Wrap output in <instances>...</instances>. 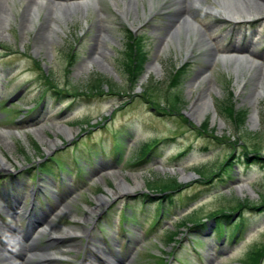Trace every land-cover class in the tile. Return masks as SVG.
Segmentation results:
<instances>
[{
  "label": "rangeland",
  "instance_id": "rangeland-1",
  "mask_svg": "<svg viewBox=\"0 0 264 264\" xmlns=\"http://www.w3.org/2000/svg\"><path fill=\"white\" fill-rule=\"evenodd\" d=\"M52 1L69 7L55 11ZM82 1L37 0L28 17L33 0H0V154L10 163L0 170V240L2 229L18 231L22 239L13 241L46 252L53 264H264V205L256 209L264 204V163L238 165L252 148L264 160V93L253 99L264 60L251 68L240 62L235 72V60L217 52L235 45L246 51L244 62L264 57V19L253 10L226 22L216 0H200L191 13L201 32L189 37L206 33L217 52L209 60L205 46L184 50V33L158 49L157 29L174 14L173 0ZM131 36L146 55L134 85ZM101 79L100 92H91ZM202 96L211 106L198 121L189 112ZM229 101L247 114L241 128L224 111ZM153 141L154 151L135 164ZM231 155L227 178L220 167ZM195 172L217 175L204 181ZM121 179L131 190L118 189ZM173 180L176 191L155 190ZM12 196H22L14 208ZM221 213L230 220L216 231ZM194 220L204 225L195 228ZM250 253L260 259L252 263Z\"/></svg>",
  "mask_w": 264,
  "mask_h": 264
},
{
  "label": "bare ground",
  "instance_id": "bare-ground-1",
  "mask_svg": "<svg viewBox=\"0 0 264 264\" xmlns=\"http://www.w3.org/2000/svg\"><path fill=\"white\" fill-rule=\"evenodd\" d=\"M4 1L7 2V0H4ZM33 1L34 2L32 3V5L30 3L26 5L25 10L26 11L28 10V13H27L28 17L29 15L31 17L35 14L34 12L35 5L38 2L37 0H33ZM216 2H217V5L219 6V9L223 13V16H225L229 21H235L236 19L241 18V17H250L251 15H253L252 14L253 10H255L254 12H256L255 13L256 15H260V18L257 20L264 19V0H216ZM52 3H53L52 6L55 8V11L63 7L65 8L69 7V6H63L62 4L58 2L52 1ZM72 4L75 6H81V5L84 6L86 3L85 1H82V0H74V3ZM173 4L176 5L174 14L169 15L168 21L164 25H161L162 27L161 29H157L158 31L162 30V36L160 35L159 37V42H160V45L158 47L159 50H163L164 48H166L168 46V43L173 40H176L179 43V36L180 34L184 33L186 38H185V42L183 46H184V50L187 53H189V51L193 49V47L200 46V45L205 46L206 51H207V58L209 60H211L212 58H215L217 56V52L222 54L221 58L224 62L229 61L231 59L235 60V62L237 63L235 64V72H238V68L242 66V64L241 65L238 64L240 62L247 63L244 65L251 68L254 62L256 61V59L264 60V57L261 55L258 57L252 55L250 59L249 58L245 59L247 62H244V57L242 54L245 53V50L235 45H232L230 48L219 49L215 53V50L210 46L208 37L204 31H202L201 35L198 38H194L191 42L190 37H189L190 32L191 31L201 32L199 25L194 20L195 16L191 13L192 8H195L200 5V0H173ZM130 6H131L130 4L125 3L123 10L121 11L126 17L129 16L131 13ZM27 7H29V9H27ZM210 9L215 10L213 8H210ZM135 12L136 10H134V14L131 15L133 20L137 18ZM53 15L55 19H60V18L65 17L64 14L62 13L56 14L54 12ZM52 25L54 26V28H58L56 23L53 21H52ZM262 71L264 73V65H262ZM147 73H149L148 70H147ZM263 73H261L260 75L258 74L256 91H255V94L253 95L254 97L253 99L255 102H257V99L259 98V96L264 93ZM210 106H211V100L206 96H202L195 100L189 113L193 118L200 121L205 118L206 114L210 110ZM214 119H215V116L213 115V120ZM9 166H10V163L8 162V160L2 154H0V170H4L6 167H9ZM139 184L140 183L138 181H135L136 187L139 186ZM119 186L122 187V188L121 187L118 188L120 191L124 192L127 189L131 190L130 185L126 181H124V179H121ZM123 187L125 189H123ZM238 189L240 190V188ZM109 192L111 194L114 193L111 190ZM12 197L14 198V196ZM103 200L105 201L104 197L100 199V201H103ZM13 202L14 203H13L12 208L17 207V205H19L22 202V196H16L13 199ZM2 208L3 209L8 208L10 210L12 209L6 205H4V207ZM40 219L42 220V218ZM9 231L3 230V234L5 235L7 239H9V237L12 239V237L14 238L17 235H18L19 240L22 239L18 231H14L13 229H10ZM66 236L70 237V233L67 232ZM21 242L22 241H20V243L14 241V243L17 244V248L19 247V249L16 248L15 250H12L15 248V245L12 246L13 248L11 247L9 249H7V247L0 248V264H31L30 260L32 257H36L38 259L37 262H35V264H53L55 262V260L50 258V255H48L46 252L35 253L33 251L34 249L31 246V244L24 246V244Z\"/></svg>",
  "mask_w": 264,
  "mask_h": 264
},
{
  "label": "trees",
  "instance_id": "trees-1",
  "mask_svg": "<svg viewBox=\"0 0 264 264\" xmlns=\"http://www.w3.org/2000/svg\"><path fill=\"white\" fill-rule=\"evenodd\" d=\"M133 41H134V38H133V36H131L130 37V47L128 48V54L126 56L127 59L131 58L130 62L127 65V68H128V71H130L131 75H132V78H131V84L132 85H134L135 82H137V79L142 75L143 70H144V65L146 63V55H145V53L144 52H138V50H137L135 44L133 43ZM181 73L182 72L177 71L174 74L173 83H175L179 79H181L180 78ZM101 81H103V80L101 79V80L93 81L89 85V90L91 92L100 91L99 89H100V82ZM109 88L111 89L110 86H109ZM144 94H145V91H144ZM167 100H168V98H167ZM173 101H177L176 98ZM225 110L227 112L226 114H227L228 118L230 120H233L235 125H237L239 128H241L243 126L244 122H245V118H246L247 114L244 113V112L234 111L231 101L229 102L228 105L224 106V111ZM206 125L207 124H205V126ZM148 150H149L148 145H144L142 150H141V156L143 158L148 153ZM249 152L253 154V160H251L252 162H249L248 160H250V158H248V155L250 153L244 152L243 155L247 159L245 167H249V165H251V163H255V164H263L264 163L263 158H259V156L257 154V149L252 148ZM234 158L235 157L233 155H231L230 158L225 160L224 164L222 165V168L220 167V171L222 173L225 172V168H230L231 167V165L234 163ZM209 174H210V172L208 173V175L201 176L200 178L203 179V180H205V179L208 180V177L211 176V174L210 175ZM177 185H178L177 181L173 180V181H170L169 183L157 184L155 186V190H161V191L164 192V191H167L169 189L174 188ZM169 197H170V195H167V194L162 196L163 199L164 198H169ZM215 216H216L215 217L216 220H222V221H226V222H228L230 220V217L228 215H225V213H221V214H218V215H215ZM247 257H249V259L252 262H256L258 260V258H259V254H255V253L251 254L250 253V254L247 255Z\"/></svg>",
  "mask_w": 264,
  "mask_h": 264
}]
</instances>
